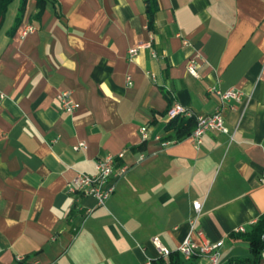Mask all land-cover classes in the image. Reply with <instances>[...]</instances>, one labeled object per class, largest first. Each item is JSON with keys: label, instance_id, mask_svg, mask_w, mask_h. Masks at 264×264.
Listing matches in <instances>:
<instances>
[{"label": "crops", "instance_id": "crops-1", "mask_svg": "<svg viewBox=\"0 0 264 264\" xmlns=\"http://www.w3.org/2000/svg\"><path fill=\"white\" fill-rule=\"evenodd\" d=\"M20 4L0 21V264H143L159 257L152 237L176 252L188 235L201 243L197 231L223 240L222 264L251 257L236 228L264 214V0H157L151 29L144 0H25L17 20ZM194 56L198 77L185 68ZM211 85L243 92L228 132L198 147L167 138L171 104L214 112ZM63 90L74 112L60 108ZM120 152L129 169L105 205L81 196L72 208L77 172Z\"/></svg>", "mask_w": 264, "mask_h": 264}, {"label": "built area", "instance_id": "built-area-1", "mask_svg": "<svg viewBox=\"0 0 264 264\" xmlns=\"http://www.w3.org/2000/svg\"><path fill=\"white\" fill-rule=\"evenodd\" d=\"M35 29V26L29 24L23 29L22 35L33 32ZM183 44L188 45L189 43L186 39H184ZM149 46V43H144L129 48L127 51L128 59L132 60L140 48H146ZM152 55L154 57L156 56L154 52ZM196 57L197 56H194L188 59L185 65L186 71L194 77L199 76ZM127 83L131 84L130 77H127ZM207 91L215 94L219 100L218 106L214 112L210 114H195L179 103L171 104L166 111L168 121L177 116L193 117L195 119V126L190 133V139L192 144L196 147L199 146L202 141L203 134L207 131H219L223 133L228 132L224 125V113L228 109H233L234 103L240 102L243 98V92L236 87H229L225 91H221L216 85H211L207 88ZM57 99L59 101L60 108L64 111L74 112L79 108V103L72 98L69 90L59 92ZM147 130L148 128L146 126H142L139 129V133L143 141H145L148 137ZM85 147L86 143L84 141H79L72 148L77 151L84 149ZM122 157V152L118 154L108 153L96 159L94 173L77 172L72 182L67 185V193L72 196V198L76 199V201H72L71 207L76 210H80V206L77 201L81 196H93L96 207L104 206L115 189L116 179L123 176L129 169V166L126 164L117 166V159ZM141 157L143 156L141 155ZM201 205V202L198 200L192 202L194 213L189 219L191 230H193L194 224L198 218ZM91 211L92 208H86L82 215V220H84ZM244 231L245 228L243 226H238L236 228V232ZM197 234L201 239V243L193 241L188 235L180 242L176 251L184 260H190L197 257L205 260L207 264H222L221 249L224 245L223 240L211 242L201 231H197ZM151 243L157 250L158 256L166 257L171 253V251L162 244L157 236L152 237ZM19 259H22V257H19ZM143 264H152V260L147 258Z\"/></svg>", "mask_w": 264, "mask_h": 264}, {"label": "trees", "instance_id": "trees-1", "mask_svg": "<svg viewBox=\"0 0 264 264\" xmlns=\"http://www.w3.org/2000/svg\"><path fill=\"white\" fill-rule=\"evenodd\" d=\"M41 1L42 0H37L38 3H41ZM11 2L12 0H0V21L3 19L8 5ZM144 2L146 6L147 25L148 28L151 29L153 26L154 14L158 8L157 0H144ZM24 3L25 0H21L19 13L16 17L17 20H20L21 18L24 9ZM194 126L195 119L193 117L177 116L167 123V131L171 132V134L167 136V138L180 140L183 137L188 136L192 132ZM237 234H241L240 237L248 242L252 256L245 258H236L230 260L226 264H259L260 259L262 258V253H264V214L259 217L258 220L248 228V230H245L244 232H237ZM152 263L192 264L188 262L186 263V260H184L177 251L171 252L166 257L159 256L156 260H153Z\"/></svg>", "mask_w": 264, "mask_h": 264}, {"label": "rangeland", "instance_id": "rangeland-1", "mask_svg": "<svg viewBox=\"0 0 264 264\" xmlns=\"http://www.w3.org/2000/svg\"><path fill=\"white\" fill-rule=\"evenodd\" d=\"M263 237V236H262ZM262 255L264 256V253H262ZM186 261H188V260H186Z\"/></svg>", "mask_w": 264, "mask_h": 264}]
</instances>
